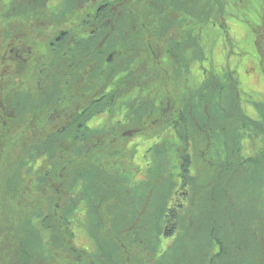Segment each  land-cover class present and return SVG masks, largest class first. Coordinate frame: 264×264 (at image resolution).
Segmentation results:
<instances>
[{
  "label": "trees",
  "instance_id": "1",
  "mask_svg": "<svg viewBox=\"0 0 264 264\" xmlns=\"http://www.w3.org/2000/svg\"><path fill=\"white\" fill-rule=\"evenodd\" d=\"M50 1L52 0L39 1L40 5H46L45 10L42 9L43 16H39L37 8L31 10L34 0L28 3L31 5L27 6L30 11L20 12L16 0H12L11 5L1 7L0 50L3 45H7L8 56L0 57V61L2 66L6 60H11V64L0 71V117L2 121L7 120L10 124L20 126L23 133L29 129V124L39 122L41 126L37 130H44L45 136L38 135L41 139H38L37 145L42 151L35 149V153L30 155L32 160L37 163L41 158H48V168L43 171L45 176L52 183H62L68 195L84 183V189L78 195L77 206L83 200L91 203V223L95 227L98 255L89 256L73 251L74 264H151L149 253L154 257L155 246L160 242L159 237H173L181 220L186 222L179 229L182 231L179 241H182L186 250V263L241 264L250 242L253 255H250L248 261L253 257V264H264V203L260 202L264 200L258 192L264 186V166H259L260 163L264 164V152L258 157L246 158L244 161L247 164L237 161L238 168H252L242 174L248 181L244 182L242 178L234 183L231 176L222 185V180L218 183L213 180L212 189L204 193L203 200L206 202L196 193L185 217L184 212L178 216L173 205L167 206L168 201L159 192L147 204L146 200L140 201L138 192L112 186L116 182L113 183L110 165L117 166H112L113 169H121L118 161L129 154L123 144L120 150H116L114 141L125 142L124 135L121 138L127 127L132 126L138 130L159 129L165 132L173 128L174 134L184 144L182 148L185 155L179 173L180 189L182 188L184 194L189 186L196 188L195 180L190 178L193 160L188 143L192 136L196 139L202 134L207 139V144L205 148L203 143L198 146L204 148L203 150L212 149L213 154L214 151L217 153L216 146L225 147L226 165L221 160L216 163L233 174V169H230L232 162L229 160L232 158L234 161L233 157L240 155L241 141L245 137L256 138L253 132L257 128L255 126H259L264 133L263 106L255 104L260 108L263 122L248 118L240 109L238 90H230V87V91L226 93V88L213 89L216 103L205 106L210 108L206 113L207 118L201 114L202 108L190 101L189 97L193 95L190 91L181 89L175 81L172 82L175 84L172 88L168 87L171 82L168 70L166 76L170 78L159 82V69H169L171 60L177 64L178 57L175 53L180 49L178 41L182 34L187 32V28L194 26V20L203 23L204 18L207 20L220 15L225 17V0H199V7L195 0H68L65 5L57 6L62 10L60 18L53 10L54 7L48 9L51 11L50 15L46 13ZM0 3L4 5V1L0 0ZM97 4L100 6L95 12ZM65 19L68 20L67 26L57 24ZM78 28L86 34L90 28V40H77L74 43L73 32ZM191 32L192 30H188V33ZM256 44L262 53L258 39ZM65 49L70 52L75 62L80 58H92L97 69H86L78 75H75V69H70L66 75H58L62 78L63 85L53 88L50 93L40 91L42 88L39 82V94L34 99L29 87L36 70L32 69V65L45 61L48 57L46 54L49 53L54 55V59L60 58ZM186 49L183 48L181 54ZM147 51L151 54L146 55ZM111 53L114 58H109ZM158 55L160 64L158 63L157 69L153 65L147 67L149 60L157 59ZM72 64L73 67L77 65L74 62ZM259 64L263 66L264 75V61L262 63L259 60ZM13 66H16L15 69ZM46 73L45 69H41L39 76ZM224 98L229 100L228 105ZM30 112L33 115L32 122L29 123L27 115ZM36 114L41 117L36 118ZM100 114L109 115L105 123H109V127L104 125L98 130L87 131L85 120ZM30 117L31 115L28 116ZM167 117L168 122L165 120ZM61 118L67 121L64 128L58 127L51 135H47V127ZM191 124H194V131L189 136ZM45 137L47 140L44 141ZM7 138L3 137L2 143H6ZM21 138L19 135L17 145L26 156L31 152L29 142H32V138L25 144L21 142ZM101 138H105V142L97 146V141ZM42 140L41 148L39 142ZM109 145L111 150L106 148ZM2 162L0 161V171L4 175L0 172V186L2 182L4 184L3 189H0V238L3 240L1 251L5 258H0V264H57L53 261H64V258L54 259V256L46 255L40 248L35 247L47 248V245L43 246L42 239L46 240V236L41 237L42 229L50 231V234L64 233L65 241L70 242L72 234L68 221L73 211H59L58 216L55 213L43 216L42 211L35 205L32 207L30 201L34 198L30 190L32 187L26 183L23 173L28 167L25 164L27 160L23 165L22 162L16 167L11 165L8 170L7 162ZM58 188L59 186L54 189ZM106 190H113L114 195L109 197ZM125 191L127 194H124ZM254 193L257 196H253ZM251 195L252 211L246 212L243 198L252 197ZM209 202L214 205L220 202L219 219L212 214V208H207ZM180 208L185 211L186 206L181 205ZM104 218L108 221V226L101 224ZM98 226L101 229L96 234ZM209 233L214 242L212 251L206 250L204 245ZM201 239L204 243H201ZM137 243L135 249L131 248ZM177 245L178 242L163 255V261ZM152 248L154 250L151 251ZM234 251L237 261L233 260ZM211 252L212 255L208 257L207 254ZM20 253H23L22 259L18 257Z\"/></svg>",
  "mask_w": 264,
  "mask_h": 264
},
{
  "label": "rangeland",
  "instance_id": "2",
  "mask_svg": "<svg viewBox=\"0 0 264 264\" xmlns=\"http://www.w3.org/2000/svg\"><path fill=\"white\" fill-rule=\"evenodd\" d=\"M1 1H4V5L0 3V10L2 6L5 7L6 4L11 5L10 3L12 2V0ZM27 1L28 0H16L20 12L29 10L27 6H31L28 5V3L30 4L32 0ZM34 1V6H31V10L33 11L37 8L39 16H43L44 12L42 9L44 8L45 10L46 5H40L39 1L43 2L44 0ZM67 1L68 0L50 1L46 13L48 12L47 14L50 15L51 11L48 9L54 7L53 10L60 18L59 15L62 13V10L59 9L60 6L58 8L57 6L59 4L65 5ZM197 2H199V0H195L196 5ZM52 3L55 5L52 6ZM99 4L96 5L97 9L95 12L98 10L100 6ZM200 5L197 6L199 7ZM223 10H225V17L220 15L217 18L209 17L207 20L204 18L203 23L202 21L198 22L194 20V26L187 28V32L183 33L180 41H178L180 49H177L175 53L176 57H178L177 64L171 60L170 64L174 69H171L170 66L169 69H159V82L162 83L168 77L166 76V74H168L166 70H168L170 72L169 75L171 76V82L168 87L172 88L175 84H179L181 89L185 88L187 91H190L193 94L189 97L190 101H192L193 105L200 106L202 108L201 114L203 113V117L207 118L208 116L206 113L210 108L205 106H212L214 105L213 102L216 103L214 101V92H212L213 89L226 88V93L230 90H238L239 92L237 93V96L240 98V109H242L248 118L257 122H263L260 116V108H257L255 104L263 106L262 113L264 116V75L262 71L263 66H260L259 64V60H261L262 63L264 61V0H225ZM57 24H62V27L63 25L67 26L68 20H60ZM61 26L59 29L62 28ZM76 30L77 31L73 32L74 43H76L77 40H90L92 36L90 28H88L87 34L84 31L79 30V28ZM188 30H192V32L188 33ZM66 31L67 30H64V32ZM71 36L69 38H71ZM257 39L262 47V53L259 50V45L256 44ZM6 46L7 45L2 46L0 57L7 55ZM183 48L188 49L184 51V54H181ZM63 51V56L55 58L57 60L54 59L53 54L49 53L46 54L48 57L45 58V61L32 65V69L36 70L29 82V87L30 93L34 99H37L38 97L39 92L37 88L39 86L42 88L40 91H49V93L53 88L58 86L61 87L63 82L62 78L58 75H66L70 69H75V75L82 73L86 69H97V65L94 63L95 60H92V58L89 60H83L80 58L78 62H75L68 50L65 49ZM146 53H148L146 55L151 54V52L148 51ZM109 58H114V54L111 53ZM159 58L160 55L157 56V59H153L152 61L150 59L147 63V67L153 65V68L157 69L158 63L160 62ZM10 61L8 60L7 62L6 60L4 66L1 64L2 61H0V71H3V67L9 66L11 64ZM73 62L77 64L74 65V67L72 64ZM174 64L176 66H173ZM15 67L13 66V69H15ZM41 69H45L47 72L42 77L39 76ZM173 81H175V84L172 83ZM39 82L41 83L38 86ZM230 87L231 89L228 90ZM224 101L226 105H228L229 100L224 98ZM218 113L221 114L222 112ZM123 115L124 114H122V117ZM99 119L100 117L95 119L93 127L99 125L101 126H99L98 129L104 125L109 127V123L104 124L107 123L105 119ZM168 119L169 117L165 118L166 122H168ZM201 119L203 118L201 117ZM62 125H66L65 118L56 121L55 128L62 127ZM193 126L194 124L189 126V136L193 135ZM255 127L257 128L253 132L255 133L256 138L249 139L245 137L241 141L242 150L240 155H236L235 157L229 156V158L233 157L235 161H232V158L229 160L232 162L230 169H233V174L228 170H225L224 166L221 167L216 163L218 160H221L223 165H226L227 162L224 160V158L227 157L225 147L222 148V146H216L215 150H217V153L214 151L213 154V150L210 148L208 150H203L207 144V139L205 137L203 138V136H201L202 134L196 139L192 136L190 143H188L190 157L193 160V164L190 167V178L195 180L196 188L192 185L189 186L185 192L186 194H184L182 188L180 189L181 180L179 176L180 169L182 168L183 156L185 155L182 140L170 129L165 132L159 129L150 128L147 130H138V128H133L132 126L130 128L127 127L121 138L123 139L125 137V142L121 143L120 141H114L116 150H120L123 144V147L129 152V154L118 161L121 169H113L112 166L116 165H110V170L112 171L114 178L113 183L116 182V185L112 184V186L116 188L123 187L128 191L138 192L137 196L141 199L140 201L146 200L147 204L153 201L156 193L159 192L163 194L164 199L168 201L167 206L173 205L177 209L178 216L184 212L183 217H185L186 213L188 215L193 196L198 193L201 200H203L204 193L207 190L210 191V189H212L213 180L216 183L222 180V185L231 176L234 183H238L242 178L244 182L248 181L245 175L242 174L249 172L252 168L250 166L238 168L237 161L245 162L244 160L246 158L258 157L264 152V133L260 130L259 126ZM158 128L163 127L158 126ZM130 129H135V131L130 132L132 131ZM38 135L45 136L44 130ZM26 139L27 134L22 136L21 142L25 144ZM33 139L37 140V136L33 137ZM103 139L105 138L98 139L97 146L104 144L105 141ZM118 143H120V146H118ZM202 143L204 148L198 146V144ZM31 145L32 143H29V147H31ZM106 148H110L111 150L110 145L106 146ZM101 149L104 150L103 148ZM13 157L11 158L13 160L10 161L12 164H17L21 161L23 165V163H25L24 161L27 160L25 164L28 163V166L30 167L34 163L33 161L30 162V157L27 158V155L25 156V153L21 148L14 151ZM44 160L45 159L41 158L42 164L41 162L37 164L35 172L26 167V172L23 170L24 176L26 179H33V186L35 185L34 201L38 204V210L40 209V211H42L43 216L49 215L50 213H59V211H61V213L64 211L65 213L73 211L68 221L72 239L70 242L68 240L65 241L64 233L59 234V232H57L56 234H50V231L42 229L41 237H44V235L46 236V240L42 239L44 242L43 246L47 245V248L40 246L35 248H40L46 255H50L51 257L54 256V259L64 257L66 264L75 263V257L71 251L67 249L68 247L73 251L83 252L89 256L98 255L95 227H93L91 223L93 222L91 221V203L83 200L77 206L78 195H81V192L84 189V183L82 182L81 186L75 190L74 193L68 195L62 183L57 184V182L54 181L52 183V180L47 178V176L44 175V172L42 175L37 173L48 168V163ZM40 164L41 167L39 166ZM261 165L264 166V164L260 163L259 166ZM39 168L40 171L38 170ZM27 171L29 172L27 173ZM42 178H44V181ZM203 178L209 181H206ZM54 184H56L57 187L59 186V188L55 190V187L52 186ZM260 188L261 186L259 185L258 189ZM254 189L257 190V187ZM106 192H109V197L114 195L113 190H106ZM258 192L264 200V186L262 189L258 190ZM124 194H127V191H125ZM253 196L257 195L254 193ZM253 196L243 198L246 212H250L251 210ZM149 198L151 200H149ZM94 200L98 201L96 198ZM140 201H138L139 206ZM203 202H206V200H203ZM260 202L264 203V201ZM208 204L209 207H206L210 210L212 208V214L219 219L218 216L220 217L221 215V212L218 211L219 205H214V203L210 202ZM181 205L186 206L185 211L180 208ZM198 213H200V211ZM182 223L185 224L186 222L184 220L180 221L173 237H159L160 242L155 246L156 250L154 252V257L151 256V252L149 253L151 264H188L186 263L185 247H183L182 241H179L182 237V231L179 230ZM101 224L109 225L106 218H104ZM49 228L53 227L49 226ZM100 229L101 227L97 229L96 234L99 233ZM208 235L207 242L204 243L201 239V243H204L206 250L208 249L212 251L214 242L213 239L211 240V234L209 233ZM216 235L219 236V233L216 232ZM2 242L3 240L0 238V258H5V255L1 251ZM177 242L178 245L170 251L167 258L163 261V255L166 254ZM248 244L241 264H246L248 258L251 257L250 255H253L252 245L250 242H248ZM137 246L138 243L131 248L135 249ZM152 250H154V248H152L151 251ZM136 251L139 252L138 249ZM207 255L208 257L211 256L212 252ZM257 255L259 257L260 251ZM18 257L19 259H22L23 253H20ZM233 260L237 261V254L235 251ZM59 261L60 262L56 260L53 262L57 264H65L64 261ZM252 262H254L253 257L251 258V261H248V264H253Z\"/></svg>",
  "mask_w": 264,
  "mask_h": 264
},
{
  "label": "flooded vegetation",
  "instance_id": "3",
  "mask_svg": "<svg viewBox=\"0 0 264 264\" xmlns=\"http://www.w3.org/2000/svg\"><path fill=\"white\" fill-rule=\"evenodd\" d=\"M213 35V34H212ZM11 53H13V50H11ZM29 115H31V117L30 118H28V116ZM29 115H27V119H28V122L30 123V122H32V115H33V113L32 112H30V114ZM108 114H100V115H98L97 117H93V118H91V119H88V120H85V126L87 127V131H95V130H97L98 129V127L99 126H101V125H99V126H97V127H93L94 126V121H95V119L96 118H98V117H100V119L99 120H101V119H105V121L107 122V120H108ZM35 117L37 118V117H41V115L40 114H36L35 115ZM59 120V119H58ZM57 120V121H58ZM55 123H56V121L54 120V122L50 125V126H48L47 127V129H46V133H47V135L48 134H52L53 132L52 131H54V130H56V128H55ZM66 123H67V121H66ZM105 124V123H104ZM84 125V124H83ZM1 126H2V129H1ZM41 125H39V122H37L36 121V123H32V124H29L28 125V130L25 132V133H23V129H21V128H19L15 123H9L7 120L5 121H2V119H1V117H0V161L2 162H7V170L11 167V165H14L15 167L16 166H18L20 163H21V161L19 162V163H17V164H12L10 161L11 160H13V159H11L12 157H13V154H14V151L16 150V149H20V147L17 145V143H18V138H19V135H21V136H24V135H26L27 134V139H26V142L27 141H29L31 138H32V142H29L30 144L32 143V145H31V147H30V149H31V152H29L30 154H28L27 155V158H29L30 157V162L31 161H33L32 160V156H30V155H32V154H34L35 153V149H39V152L40 151H42V149H40L39 147H38V145H37V141H38V139H41V137H39L38 136V132H41L40 130H37L39 127H40ZM103 127V126H102ZM101 127V128H102ZM61 128H64V126L62 125V127ZM145 130H147V129H145ZM171 130L174 132V130H173V128H171ZM132 132H134V131H132ZM130 133V132H129ZM29 134V135H28ZM47 135H46V137H47ZM35 136H37V140L36 139H33V137H35ZM3 137H8L7 138V141H6V143L4 144V143H2V139H3ZM43 138V140L45 141V140H47V138ZM43 140L42 141H40L39 142V145L41 146V148H42V142H43ZM22 149V148H21ZM14 158V157H13ZM48 159V158H47ZM46 159V160H47ZM39 160V159H38ZM45 160V161H46ZM3 162H2V164H3ZM34 163H35V161H33ZM41 162V161H40ZM33 163V165H31L30 167L28 166V168L31 170H33L34 172H35V169H36V166H37V164L39 163V162H37V163H35L34 164ZM41 164H42V162H41ZM41 164L39 165L40 167H41ZM6 165H5V167H6ZM27 165H28V163H27ZM26 165V166H27ZM38 166V167H39ZM5 167H4V170H5ZM39 171H40V168L38 169ZM1 172V174L2 175H4V173L2 172V171H0ZM37 172V171H36ZM38 174H41L42 175V173H43V170H42V172H37ZM44 175H45V173H44ZM43 179V181H44V178H42ZM26 183L27 184H29L30 185V187H32L30 190H31V195L34 197L33 198V200H30L31 201V203H32V207L35 205L36 207H37V209H38V204H36V202L34 201V199H35V185L33 186V179H27V181H26ZM3 182H2V184H1V186H0V189L2 190L3 189ZM28 186V185H27ZM52 186H54V187H57L56 186V184H54V185H52ZM6 187V186H5ZM55 214H57V216H58V213H55ZM69 251H71V253L73 252V250H71V249H69V248H67ZM64 257H62L61 259H63ZM65 259V258H64ZM64 261H66V260H64ZM78 261H80V260H78Z\"/></svg>",
  "mask_w": 264,
  "mask_h": 264
}]
</instances>
